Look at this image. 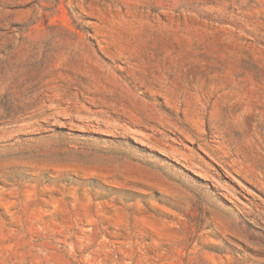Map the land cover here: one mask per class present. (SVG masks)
<instances>
[{
    "label": "rangeland",
    "instance_id": "374dc122",
    "mask_svg": "<svg viewBox=\"0 0 264 264\" xmlns=\"http://www.w3.org/2000/svg\"><path fill=\"white\" fill-rule=\"evenodd\" d=\"M0 264H264V0H0Z\"/></svg>",
    "mask_w": 264,
    "mask_h": 264
}]
</instances>
